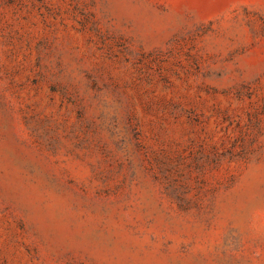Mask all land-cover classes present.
I'll list each match as a JSON object with an SVG mask.
<instances>
[{
	"label": "rangeland",
	"instance_id": "1",
	"mask_svg": "<svg viewBox=\"0 0 264 264\" xmlns=\"http://www.w3.org/2000/svg\"><path fill=\"white\" fill-rule=\"evenodd\" d=\"M0 264H264V0H0Z\"/></svg>",
	"mask_w": 264,
	"mask_h": 264
}]
</instances>
